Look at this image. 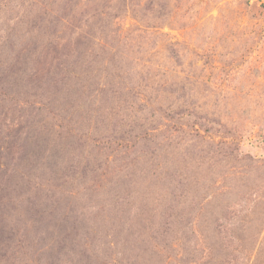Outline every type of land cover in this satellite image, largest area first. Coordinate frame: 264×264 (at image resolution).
Masks as SVG:
<instances>
[{
  "label": "rangeland",
  "instance_id": "rangeland-1",
  "mask_svg": "<svg viewBox=\"0 0 264 264\" xmlns=\"http://www.w3.org/2000/svg\"><path fill=\"white\" fill-rule=\"evenodd\" d=\"M0 264H264V0H0Z\"/></svg>",
  "mask_w": 264,
  "mask_h": 264
}]
</instances>
